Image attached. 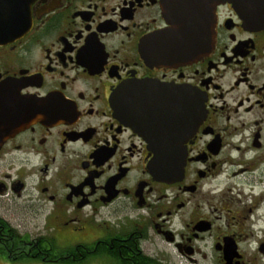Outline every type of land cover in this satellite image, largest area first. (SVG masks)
<instances>
[{"label":"flooded vegetation","instance_id":"obj_1","mask_svg":"<svg viewBox=\"0 0 264 264\" xmlns=\"http://www.w3.org/2000/svg\"><path fill=\"white\" fill-rule=\"evenodd\" d=\"M209 1L0 0V264H264V0L218 4L196 61L156 38Z\"/></svg>","mask_w":264,"mask_h":264},{"label":"water","instance_id":"obj_2","mask_svg":"<svg viewBox=\"0 0 264 264\" xmlns=\"http://www.w3.org/2000/svg\"><path fill=\"white\" fill-rule=\"evenodd\" d=\"M225 0H210L206 7H198L194 10H186L168 13L169 28L165 29L157 39L163 41V48L167 51L166 60L178 59L179 61H196L211 50L215 40V11L217 5ZM163 61L164 58H162ZM113 107L122 117L121 96L119 91L114 95ZM201 106V105H200ZM193 104L194 128H190L188 134L180 135L179 139L170 140L163 145L154 144L155 157L147 167L150 174L158 182L172 184L183 179L187 163L186 143L194 136V131L199 125L201 107ZM191 125V124H190ZM171 151V155H168Z\"/></svg>","mask_w":264,"mask_h":264},{"label":"rangeland","instance_id":"obj_3","mask_svg":"<svg viewBox=\"0 0 264 264\" xmlns=\"http://www.w3.org/2000/svg\"><path fill=\"white\" fill-rule=\"evenodd\" d=\"M209 253H212V252H209Z\"/></svg>","mask_w":264,"mask_h":264}]
</instances>
